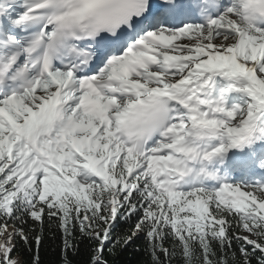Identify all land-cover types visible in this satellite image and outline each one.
Wrapping results in <instances>:
<instances>
[{
  "label": "snow or ice",
  "instance_id": "6c2138e0",
  "mask_svg": "<svg viewBox=\"0 0 264 264\" xmlns=\"http://www.w3.org/2000/svg\"><path fill=\"white\" fill-rule=\"evenodd\" d=\"M45 231L264 264V0H0V264Z\"/></svg>",
  "mask_w": 264,
  "mask_h": 264
},
{
  "label": "trees",
  "instance_id": "16d2710c",
  "mask_svg": "<svg viewBox=\"0 0 264 264\" xmlns=\"http://www.w3.org/2000/svg\"><path fill=\"white\" fill-rule=\"evenodd\" d=\"M125 226L120 225L118 231ZM145 240L143 238L137 240V242L123 251L116 257L108 255L107 251L105 255L109 261V264H146L148 259L145 252ZM62 238L57 233H51L45 231L42 243L40 245L39 255L41 264H60L61 259ZM35 249V245H33ZM21 258L26 262L30 259L32 253L27 249H21ZM88 259V246L84 242L79 243V251L73 257V264H85Z\"/></svg>",
  "mask_w": 264,
  "mask_h": 264
},
{
  "label": "bare ground",
  "instance_id": "6f19581e",
  "mask_svg": "<svg viewBox=\"0 0 264 264\" xmlns=\"http://www.w3.org/2000/svg\"><path fill=\"white\" fill-rule=\"evenodd\" d=\"M235 175H238V177H236L237 179L240 178V173H235Z\"/></svg>",
  "mask_w": 264,
  "mask_h": 264
}]
</instances>
